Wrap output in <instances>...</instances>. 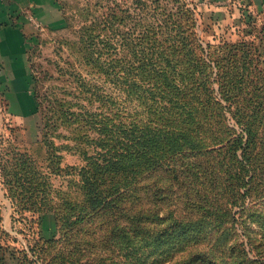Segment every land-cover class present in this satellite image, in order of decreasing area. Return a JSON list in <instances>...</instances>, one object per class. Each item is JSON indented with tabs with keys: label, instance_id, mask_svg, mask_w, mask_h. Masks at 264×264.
Returning a JSON list of instances; mask_svg holds the SVG:
<instances>
[{
	"label": "rangeland",
	"instance_id": "obj_1",
	"mask_svg": "<svg viewBox=\"0 0 264 264\" xmlns=\"http://www.w3.org/2000/svg\"><path fill=\"white\" fill-rule=\"evenodd\" d=\"M55 6L57 14L48 23L31 18L37 32L29 42V64L36 78L38 109L25 120L0 116V264L128 263V244L124 240L120 250L113 233L116 224L109 215L82 222L78 219L88 204L77 186L81 178L76 173L86 165L83 151L88 150L90 156L95 147L85 145L89 139L83 134L98 140L94 132H86L83 118L88 112L98 118L107 117L109 123L118 113L117 107L127 113L132 106L130 95L135 91H126L131 80L125 69L119 76L115 71L120 67H143L140 59L146 37L179 34L178 25L184 35L198 33L203 47L212 45L215 51L221 46L225 56H238L240 101L245 107L249 102L256 111L249 119L253 118L254 141L247 151L254 171L253 193L245 199L246 206L251 199L253 204L247 213L251 218L242 221L237 215L234 228L223 236L229 243L218 250L211 247L215 240L212 226L179 235L164 228L168 222L161 223L156 235L148 231V238L158 240L165 251L149 257L146 264H245L249 259L262 258L264 10L257 1L57 0ZM166 24L168 27H163ZM214 88L218 90V83ZM225 98L219 95L217 100L226 106V126L246 141L248 128L237 123L234 109L228 108ZM241 112L246 117L252 114L251 109ZM237 154L241 156L242 150ZM199 163L207 169L209 178L215 179L214 161L206 157ZM145 199L150 205L149 194ZM201 199L197 196L194 201L200 203ZM180 203L176 196L163 198L157 212L159 219L171 210L176 211L174 216L179 210L189 219L196 214V207ZM53 212L61 215L60 222ZM240 235L257 239L248 256L242 252ZM50 239L53 241L48 242ZM222 250L224 260L217 258Z\"/></svg>",
	"mask_w": 264,
	"mask_h": 264
},
{
	"label": "trees",
	"instance_id": "obj_2",
	"mask_svg": "<svg viewBox=\"0 0 264 264\" xmlns=\"http://www.w3.org/2000/svg\"><path fill=\"white\" fill-rule=\"evenodd\" d=\"M176 28L181 31L179 34L146 37L140 59L143 67H120L115 71L119 76L125 69L131 80L127 81L126 91H135L130 95L132 106L127 113L117 107L118 113L109 123L107 117L98 118L88 112L83 118L86 132H94L98 140L83 134L89 139L85 145L95 147L90 156L88 150L83 151L86 165L76 173L81 178L77 186L88 204L78 219L82 222L109 215L116 224L113 233L120 250L124 240L128 244L127 264H146L149 257L165 251L158 240L148 238V231L156 235L165 221L168 225L164 228L179 235L212 226L215 240L211 247L218 250L229 243L227 236H223L234 228L237 215L242 221L251 218L247 213L253 200L246 206L245 199L253 193L254 171L250 169L247 151L254 141L253 118L249 119L256 111L248 100H244L247 107L240 101L238 56H225L221 46L215 51L212 45L205 48L198 33L184 35L181 25ZM33 81L35 92L34 75ZM216 83L218 90L214 88ZM219 95L228 96L225 101L228 108L234 109L237 123L247 126L246 141L226 126V106L217 100ZM244 108L251 109L249 117L242 115ZM240 149L241 156L237 154ZM206 157L214 161L215 179L209 178L207 169L199 163ZM146 194L150 196V205L145 203ZM167 196L178 197L180 204L190 203L192 209L197 208V215L189 219L186 213L178 210L174 216L176 211L171 210L159 219L157 212ZM197 196L202 198L200 203L194 201ZM53 213L60 222L61 215ZM234 230L238 232V228ZM245 236L240 245L248 256L257 239ZM218 255V259H225V251ZM263 257L249 259L245 264H264Z\"/></svg>",
	"mask_w": 264,
	"mask_h": 264
},
{
	"label": "crops",
	"instance_id": "obj_3",
	"mask_svg": "<svg viewBox=\"0 0 264 264\" xmlns=\"http://www.w3.org/2000/svg\"><path fill=\"white\" fill-rule=\"evenodd\" d=\"M57 0H0V116L25 120L38 109L29 64L31 18L48 23ZM264 10V0H256Z\"/></svg>",
	"mask_w": 264,
	"mask_h": 264
}]
</instances>
